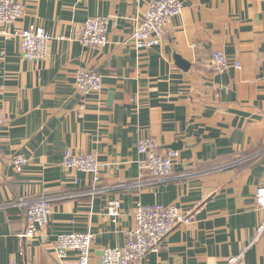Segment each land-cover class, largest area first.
<instances>
[{
  "label": "crops",
  "instance_id": "1",
  "mask_svg": "<svg viewBox=\"0 0 264 264\" xmlns=\"http://www.w3.org/2000/svg\"><path fill=\"white\" fill-rule=\"evenodd\" d=\"M20 19L0 24V264H77L60 254L59 235H94L91 261L123 248L134 228V208L176 206L192 217L168 235L157 253L136 264H264L256 239L264 186V0H181L164 42L135 48L132 36L155 0H17ZM109 17V44L79 41L91 18ZM41 26L53 36L47 57L29 62L16 34ZM223 51L228 70L212 56ZM239 64L240 68L235 65ZM81 69L102 76V90L83 97ZM152 138L158 152H179L167 181L142 169L138 151ZM95 155L89 173L62 165L66 151ZM29 162L21 173L14 157ZM51 199L49 223L34 237L17 203ZM121 202V216L108 203Z\"/></svg>",
  "mask_w": 264,
  "mask_h": 264
},
{
  "label": "built area",
  "instance_id": "2",
  "mask_svg": "<svg viewBox=\"0 0 264 264\" xmlns=\"http://www.w3.org/2000/svg\"><path fill=\"white\" fill-rule=\"evenodd\" d=\"M181 0H155L148 4L142 14L141 21L135 30L132 40L138 50H151L164 42L168 25L182 14ZM23 7L17 0H0V24L11 25L22 17ZM110 18L98 16L89 19L82 27L80 44L84 48H104L109 44L107 37ZM21 38L20 53L24 60L39 62L48 55L53 36L41 26L16 33ZM217 72L228 70V57L223 51H216L212 56ZM240 68V65H235ZM79 93L85 97L102 90V76L92 70L81 69L76 77ZM157 142L152 138H143L138 143V151L144 156L142 169L149 173L156 182L167 181L179 160V152L168 151L159 153ZM29 160L25 156L14 157L11 165L16 173H21ZM62 165L92 176L94 184L100 180L102 166L95 155L73 153L66 151ZM2 173L0 172V183ZM256 204L261 211L262 219L257 227L256 239L264 238V186L258 188ZM24 210L26 231L23 237H34L38 227L49 223L52 212L51 199H28L17 203ZM108 216L116 222L121 216V202L111 200L108 203ZM135 226L128 233L126 245L123 248H108L101 255L98 264H136L149 253H157L161 243L178 227L192 222V217L183 213L176 206L143 205L137 203L134 208ZM94 235L87 233H69L57 237L56 248L63 254L67 251L78 253L77 264H93L91 261ZM226 264H245L241 256H233Z\"/></svg>",
  "mask_w": 264,
  "mask_h": 264
}]
</instances>
